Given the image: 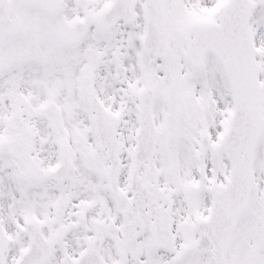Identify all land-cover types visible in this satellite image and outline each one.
Segmentation results:
<instances>
[{
  "label": "snow or ice",
  "instance_id": "obj_1",
  "mask_svg": "<svg viewBox=\"0 0 264 264\" xmlns=\"http://www.w3.org/2000/svg\"><path fill=\"white\" fill-rule=\"evenodd\" d=\"M0 264H264V0H0Z\"/></svg>",
  "mask_w": 264,
  "mask_h": 264
}]
</instances>
